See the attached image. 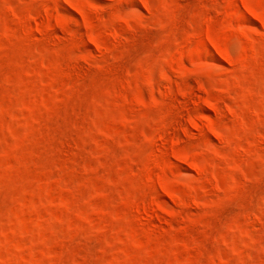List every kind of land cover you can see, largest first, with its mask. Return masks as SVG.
Wrapping results in <instances>:
<instances>
[{"label": "rangeland", "instance_id": "374dc122", "mask_svg": "<svg viewBox=\"0 0 264 264\" xmlns=\"http://www.w3.org/2000/svg\"><path fill=\"white\" fill-rule=\"evenodd\" d=\"M0 264H264V0H0Z\"/></svg>", "mask_w": 264, "mask_h": 264}]
</instances>
